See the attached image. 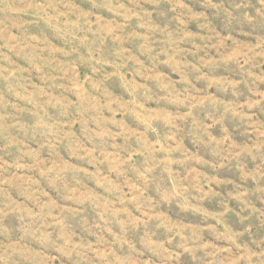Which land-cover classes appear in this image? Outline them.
I'll use <instances>...</instances> for the list:
<instances>
[{"label": "rangeland", "instance_id": "rangeland-1", "mask_svg": "<svg viewBox=\"0 0 264 264\" xmlns=\"http://www.w3.org/2000/svg\"><path fill=\"white\" fill-rule=\"evenodd\" d=\"M0 264H264V0H0Z\"/></svg>", "mask_w": 264, "mask_h": 264}]
</instances>
